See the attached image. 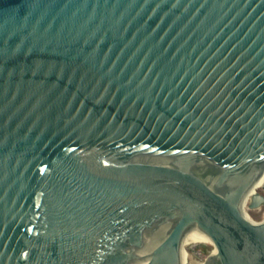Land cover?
I'll list each match as a JSON object with an SVG mask.
<instances>
[{
	"label": "water",
	"instance_id": "obj_1",
	"mask_svg": "<svg viewBox=\"0 0 264 264\" xmlns=\"http://www.w3.org/2000/svg\"><path fill=\"white\" fill-rule=\"evenodd\" d=\"M264 0H0V264H264Z\"/></svg>",
	"mask_w": 264,
	"mask_h": 264
},
{
	"label": "bare ground",
	"instance_id": "obj_2",
	"mask_svg": "<svg viewBox=\"0 0 264 264\" xmlns=\"http://www.w3.org/2000/svg\"><path fill=\"white\" fill-rule=\"evenodd\" d=\"M251 185L253 187H258V186L262 185V187H264V165L261 168L260 173H258V175L256 176L255 180L253 181V183Z\"/></svg>",
	"mask_w": 264,
	"mask_h": 264
},
{
	"label": "rangeland",
	"instance_id": "obj_3",
	"mask_svg": "<svg viewBox=\"0 0 264 264\" xmlns=\"http://www.w3.org/2000/svg\"><path fill=\"white\" fill-rule=\"evenodd\" d=\"M254 190H256L257 192L261 193L264 195V187H262V185L258 186V187H253Z\"/></svg>",
	"mask_w": 264,
	"mask_h": 264
}]
</instances>
